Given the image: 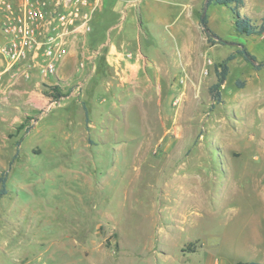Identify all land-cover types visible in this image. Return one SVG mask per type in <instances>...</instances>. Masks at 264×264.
I'll list each match as a JSON object with an SVG mask.
<instances>
[{"label": "rangeland", "instance_id": "obj_1", "mask_svg": "<svg viewBox=\"0 0 264 264\" xmlns=\"http://www.w3.org/2000/svg\"><path fill=\"white\" fill-rule=\"evenodd\" d=\"M133 4L106 22L121 27L110 33L118 50L141 54L138 71L117 72L103 51L58 95L43 86L42 110L62 100L22 139L25 162L9 171L0 264L261 263L264 34L236 33L229 8L207 5L206 27L230 45L210 41L205 0ZM240 14L260 24L264 0H244ZM230 54L213 104L209 87ZM73 101L87 134H68ZM35 144L43 154L27 157ZM14 149L0 139V173Z\"/></svg>", "mask_w": 264, "mask_h": 264}, {"label": "crops", "instance_id": "obj_2", "mask_svg": "<svg viewBox=\"0 0 264 264\" xmlns=\"http://www.w3.org/2000/svg\"><path fill=\"white\" fill-rule=\"evenodd\" d=\"M96 6V14H101L107 12L116 16L119 13L124 12V10H130L134 7L133 1L135 0H91ZM139 3L142 0H138ZM123 3H126L125 5ZM138 11L142 12V8L138 6ZM96 18L94 20V35H97V23L99 20ZM123 18V17H122ZM120 24V23H118ZM117 24L107 26L104 31V39L97 49L100 47L107 46L106 58L113 62L114 68H119L122 70L123 75L126 77H131L139 68V60H141V54L138 52L139 57H135L132 60H124L122 64L118 63L117 59L113 57L116 46L112 42L110 33L115 29H121L116 27ZM99 34L97 35V37ZM91 36H84L81 38L70 39L67 47V54L64 58L58 63L57 71L54 76H49L46 78L41 77L36 69L30 70L28 77L24 76L25 65H17L12 68L10 71H7L0 78V139H8L13 142L15 149L13 154L8 158V166L4 168L1 174H6V189L7 181L9 178V171L12 167H17L24 164V157L20 152V146L22 139L30 134L37 124V121L41 116L45 115L49 110H42L49 100L43 93V86L47 85L48 87H62L65 83L66 76L72 77L76 72H81L85 64L89 62L90 56L88 55V48L90 44ZM3 41L2 36H0V42ZM100 50V49H99ZM3 66V61L0 59V68ZM49 78L51 81L48 82L46 79ZM69 84V83H68ZM66 85V84H65ZM73 106L76 109H73L71 115L68 119L70 120V126L73 125L71 118H76V127L77 131H73L68 134H87L81 130L82 124V105L76 101H73ZM35 119V124L28 126L30 121ZM40 156L43 154V149L39 145H32L25 154L27 157L30 156ZM29 160V159H28ZM27 161V160H26ZM8 194V191H7ZM4 195L3 197L7 196ZM2 197V198H3ZM0 199V201L2 200ZM264 244H259L258 253L254 255V258H258L261 263L264 264ZM250 262V261H248ZM254 262V261H252ZM236 262L232 263L235 264ZM257 263V262H256ZM214 264V263H211ZM215 264H218V262Z\"/></svg>", "mask_w": 264, "mask_h": 264}, {"label": "built area", "instance_id": "obj_3", "mask_svg": "<svg viewBox=\"0 0 264 264\" xmlns=\"http://www.w3.org/2000/svg\"><path fill=\"white\" fill-rule=\"evenodd\" d=\"M95 8L91 0H0V78L17 65L26 66L25 77L33 69L43 78L54 76L69 40L91 31ZM98 53H92L89 60ZM112 55L118 63L139 57L118 49ZM121 69L116 71L123 74ZM60 100L51 99L48 109Z\"/></svg>", "mask_w": 264, "mask_h": 264}, {"label": "trees", "instance_id": "obj_4", "mask_svg": "<svg viewBox=\"0 0 264 264\" xmlns=\"http://www.w3.org/2000/svg\"><path fill=\"white\" fill-rule=\"evenodd\" d=\"M207 5H220L224 6L230 9L232 14L234 15V29L236 33L240 35L245 36H261L264 34V15L261 17V22L258 25L252 24L246 17L241 16L240 9L244 6V0H208ZM96 11L93 12L92 19H91V31L89 32L88 36H91L90 44L89 45H96L101 43L104 39V31L108 26L107 20H109L114 15L108 14L107 12L101 13L97 15V19L99 20V23H97V35H94V20L96 18ZM203 23L207 26L206 18L203 17ZM208 39L211 41V36L214 35V33L207 27V32L205 31ZM215 36V35H214ZM100 52H103L106 54V47L100 48ZM98 53V54H99ZM239 54H242V51H238ZM252 60H254L253 56H249ZM235 58L234 54L228 55L222 62H220L217 65L216 69V82L209 87V94L211 97V100L213 101V104H218L221 102V88L226 82V78L228 75L229 66L228 63L232 61ZM52 90L58 95V88L52 87ZM6 174L0 175V199L7 194L6 189ZM235 264H258L256 262H242L237 261Z\"/></svg>", "mask_w": 264, "mask_h": 264}, {"label": "water", "instance_id": "obj_5", "mask_svg": "<svg viewBox=\"0 0 264 264\" xmlns=\"http://www.w3.org/2000/svg\"><path fill=\"white\" fill-rule=\"evenodd\" d=\"M207 3H208V0H205V4H204V10H203V14H202V17H201V24L204 28V30L207 32V27L206 25L203 23V17H204V13H205V9H206V6H207ZM212 38H214L216 41L220 42V43H223V44H226V45H230V43L228 42H225L221 39H219L218 37L216 36H211ZM242 51V54L245 56V58L249 59L250 61H252V59L249 57V55L245 52V50L241 49Z\"/></svg>", "mask_w": 264, "mask_h": 264}]
</instances>
